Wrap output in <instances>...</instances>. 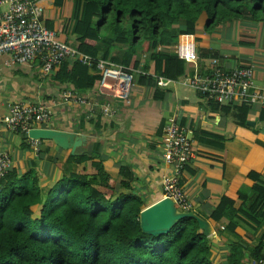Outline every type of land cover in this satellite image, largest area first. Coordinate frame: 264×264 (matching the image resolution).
Returning a JSON list of instances; mask_svg holds the SVG:
<instances>
[{"label": "trees", "instance_id": "1", "mask_svg": "<svg viewBox=\"0 0 264 264\" xmlns=\"http://www.w3.org/2000/svg\"><path fill=\"white\" fill-rule=\"evenodd\" d=\"M62 1L54 0V5ZM202 16L206 32L226 21H261L264 0H76L72 32L81 53L139 69L133 72L134 82L154 87L156 98L154 75L177 79L193 73L174 51L158 47L175 45L181 34H194ZM139 52L147 54L142 63ZM150 60L154 75L148 73ZM95 63L88 67L67 58L55 67L54 79L79 94L97 91L101 74ZM211 102L238 125H247L250 106L246 102ZM259 119L264 121V108ZM98 148L96 143L90 153L69 155L66 162L74 163L75 170L63 171L50 187H41L35 169L18 173L10 168L0 178V264H264V179L260 173L249 171L250 186L229 181L207 214L224 224L217 228L219 234L234 237L225 261L218 263L212 256L211 240L191 215L173 221L167 232L144 231L140 221L143 200L132 191L130 167H120L117 189ZM220 156L223 159L224 153ZM36 204L41 207L39 216L33 218Z\"/></svg>", "mask_w": 264, "mask_h": 264}, {"label": "crops", "instance_id": "2", "mask_svg": "<svg viewBox=\"0 0 264 264\" xmlns=\"http://www.w3.org/2000/svg\"><path fill=\"white\" fill-rule=\"evenodd\" d=\"M39 4L45 25L48 23L60 40L77 46L72 32L76 0H63L58 6L54 5V0H39ZM204 21L202 16L193 34L197 51L202 50V55L198 56L200 71L204 72L212 57H217L225 69L252 65L255 85L264 86V20L226 21L211 32L203 29ZM166 48L174 50L171 45L162 51ZM144 55L139 52L141 63L146 58ZM148 65V72L154 74L151 60ZM172 83V89L157 86L156 98L154 87L135 82L128 101L98 89L80 94L87 98L86 103H75L63 98V93L73 87L54 79V73L44 74L38 59L12 63L10 57L3 54L0 56V115L5 114L13 102L44 103L51 109V118L35 123L31 129L66 133L67 144L45 137H38L34 143L29 132L1 129L0 150L8 153L11 167L18 173L35 169L41 187H50L61 178L63 171L75 170L74 163L66 162L69 155L90 153L97 143L103 166L115 178L117 189L122 178L120 167H130L132 191L142 198L145 208L163 198L161 177L170 172V167L161 157L162 132L169 119L175 117L188 128L196 156L181 173L183 190L192 209L187 212L174 206V213L197 219L212 242L214 261L220 263L225 261L234 237L219 234L217 228H223L224 224L207 218V214L217 205L229 181L250 186L252 180L248 173L251 170L264 179V121L259 119L264 106L259 103L250 106L247 125L241 126L231 115L221 112L211 102L213 98L179 82L175 83L182 86ZM106 105L108 112H105ZM197 132L212 133L221 139ZM40 207V204L32 207L33 218L39 216Z\"/></svg>", "mask_w": 264, "mask_h": 264}, {"label": "built area", "instance_id": "3", "mask_svg": "<svg viewBox=\"0 0 264 264\" xmlns=\"http://www.w3.org/2000/svg\"><path fill=\"white\" fill-rule=\"evenodd\" d=\"M43 8L39 0H0V56L7 54L12 63H30L38 59L41 70L48 75L54 72L65 59H77L88 67L96 61L100 71L99 90H106L111 96L129 99L134 85L133 70L108 60L93 59L81 53L77 46L60 40L54 29L43 22ZM180 59L189 63L193 73L177 79L154 75L158 87H167L171 82H179L193 90L211 96L216 102L226 104L232 101H244L249 106L259 103L264 106V86L254 83L252 65H241L225 69L217 57H212L204 72L198 67V55L193 34H181L173 45ZM142 72V71H141ZM149 73V72H148ZM150 74V73H149ZM64 99L75 103H86L87 98L72 89L63 93ZM109 107L105 106V112ZM51 118L48 105L37 102H13L8 111L0 115V130L27 134L35 123H44ZM34 143L38 140L33 139ZM161 157L170 167L163 174L161 185L163 198H168L177 208L189 212L192 203L187 198L181 183V173L185 165L196 156L188 128L175 117H171L162 132ZM11 168V159L6 151L0 150V178Z\"/></svg>", "mask_w": 264, "mask_h": 264}, {"label": "water", "instance_id": "4", "mask_svg": "<svg viewBox=\"0 0 264 264\" xmlns=\"http://www.w3.org/2000/svg\"><path fill=\"white\" fill-rule=\"evenodd\" d=\"M29 137L54 138L59 143L67 144V134L63 132H51L43 129H30ZM68 146V145H67ZM188 215V214H186ZM184 215L174 213L173 202L168 198H161L153 204L143 208L140 212L141 226L144 231L151 233L167 232L176 219Z\"/></svg>", "mask_w": 264, "mask_h": 264}, {"label": "rangeland", "instance_id": "5", "mask_svg": "<svg viewBox=\"0 0 264 264\" xmlns=\"http://www.w3.org/2000/svg\"><path fill=\"white\" fill-rule=\"evenodd\" d=\"M169 47H170V46H169ZM172 47H173V45H172ZM158 48H159V47H158ZM163 48H164V47H163ZM163 48L160 47L161 50H164ZM167 49H169V48H166L165 50L168 51ZM173 49H174V48H173ZM140 54H142V53H140ZM144 57H147V54H145ZM140 58L143 59V56H141ZM174 83H175V82H174ZM175 84H176L177 86H182V85H180L179 83H175ZM172 86H173V83L171 82V83H169V85H168L167 87H165V88H168V87H169V89H172V88H171ZM230 118H231V117H230ZM212 237H213V236H212Z\"/></svg>", "mask_w": 264, "mask_h": 264}, {"label": "bare ground", "instance_id": "6", "mask_svg": "<svg viewBox=\"0 0 264 264\" xmlns=\"http://www.w3.org/2000/svg\"><path fill=\"white\" fill-rule=\"evenodd\" d=\"M12 168V167H11Z\"/></svg>", "mask_w": 264, "mask_h": 264}]
</instances>
